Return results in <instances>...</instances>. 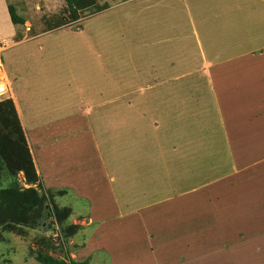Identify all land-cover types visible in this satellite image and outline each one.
I'll return each instance as SVG.
<instances>
[{
	"label": "rangeland",
	"instance_id": "rangeland-1",
	"mask_svg": "<svg viewBox=\"0 0 264 264\" xmlns=\"http://www.w3.org/2000/svg\"><path fill=\"white\" fill-rule=\"evenodd\" d=\"M7 1L23 11L16 10L17 13L30 19L16 25L23 33V39L30 36L34 39L35 32H43L35 40L8 47L1 54L13 91V95L9 92L6 97L20 108L24 136L34 160L37 146L43 153L41 160L36 159L40 177L45 181V174L52 172V182L57 183L50 188L64 190L57 195V201L72 208L70 219L92 217V207L103 215L102 218L93 217V222L88 223V219L80 221L87 234L82 242L85 245L80 249L84 253L71 252L73 259L83 260L85 253L93 250L96 254L88 264H110L108 249L96 250V247L111 243L115 264L154 261L157 255L148 249L151 234L141 230V214L112 220L115 210L107 201L106 191L99 189L106 188L103 184L105 177L97 190L93 185V201L79 195L77 189L70 186L75 178L71 173L73 167H70L74 163L72 155L80 157L90 150L88 142L80 145L82 140L74 132L83 128L75 117L91 106L93 134L103 150L100 155L109 154L108 165L112 168L109 170L114 176H117L116 172L118 174L109 181V186L113 193L118 192L115 198L119 211L131 210L134 200H130L129 194L136 197L134 192L140 184L146 197L156 199L162 191L179 190L196 182V174L179 173L183 166L178 153L183 148L177 146V151H172L167 147L173 141L179 142V136L187 130L191 139L193 131L200 128H204L205 134L213 130L211 133L216 138L222 135L221 128L217 129L219 125L213 104L212 87H215L211 84L209 89L210 84L208 87L201 76L210 77L206 65L218 66L219 62L242 48L251 45L254 48L258 42L264 43V17L249 19L253 8L260 12L264 7V0H139L135 5L120 3L121 0H96L98 6L106 7L104 3H107L109 8H85L79 12L80 28L76 26L75 30L64 25L65 28L51 29L50 32L40 30L43 26L39 18L43 14L54 16L59 6L58 13L61 12L64 0L61 3L49 0L54 2L52 5L47 3L48 0H42L45 5L32 4L33 1L29 0ZM26 32L28 35L24 36ZM16 34L14 38L22 37ZM0 49L5 47L0 45ZM192 54L203 61L190 59ZM215 73H222L219 67ZM154 82H159L157 89L149 86ZM181 98L185 99L182 101ZM45 127H50L47 130L51 133L47 136L49 145L45 140L33 144L31 138L44 132ZM59 130L61 137L55 134ZM204 152H209L208 146ZM54 163L58 164L57 167ZM103 167L106 169V165ZM18 179L24 183L21 172ZM43 184L50 186L46 182ZM147 200L139 198L137 203ZM166 207L161 210L165 211ZM196 210L202 212V209ZM106 215H109L108 219ZM161 215L166 217L163 212ZM139 223L140 226L136 227ZM98 230H102L101 235L97 234ZM198 231L203 230L199 227L191 232ZM80 234L81 231L74 237L76 242L80 240ZM38 235L37 230H31L25 237L5 232L4 239L0 240V264H40L28 250L37 248L35 240ZM117 238L127 240L125 254L122 253L124 246ZM180 239L162 242L166 252L171 253L170 261L176 258L178 261L180 254L188 251V247L180 250ZM71 240L69 251L74 247ZM198 248L199 245L195 254L194 245L189 247L192 264H264V232L259 235L237 230L235 237L224 239L219 249L202 251L200 245L198 252ZM179 251L181 253L176 256ZM51 253L58 257L64 255L60 249Z\"/></svg>",
	"mask_w": 264,
	"mask_h": 264
},
{
	"label": "crops",
	"instance_id": "crops-1",
	"mask_svg": "<svg viewBox=\"0 0 264 264\" xmlns=\"http://www.w3.org/2000/svg\"><path fill=\"white\" fill-rule=\"evenodd\" d=\"M25 1L22 4L20 2L22 7ZM29 1H33L32 4L36 2L42 5L44 4L42 0ZM56 1L58 3L62 2L61 0H55V2ZM138 1L139 0H121L119 2H132L133 5H135ZM47 3L51 5L54 4L53 1L49 0ZM104 4L106 5L105 8L108 9L109 4ZM13 6L15 7L14 4ZM60 7L61 6H59L54 13H57ZM247 7L253 8L249 5H247ZM15 8L23 12L18 6ZM254 9L255 8L252 9L251 13L252 15L254 14L255 17L252 18V15H249L251 21L252 19L258 20L264 17V7H262L260 12L259 9L255 11ZM126 12L131 13L132 11ZM21 16L24 17V22L27 20L28 22L30 21L28 17L24 15ZM16 25L17 24H14L10 19L8 1L0 0V42L6 43L5 46H3L5 49H0V70H2L7 78V81H2L0 79V83H4L6 92V95L2 96L0 100L10 98L6 97L9 96L10 93L13 95L8 73L3 67L1 58L2 52L8 47L16 44L21 45L29 40H35L36 36L43 33L41 31L38 33L35 32L33 34V36H35L34 39H31L32 36L29 37L30 39H23V33L20 32V29L17 28ZM71 26L72 25H69V28ZM60 28L65 27H53L51 28L52 30L48 29L46 31L50 32L49 30L53 31ZM15 34L17 36L22 35V37L14 38ZM27 35L28 33L26 32L24 36ZM193 45H196L195 42ZM230 56L231 57L219 62L220 64L218 66L211 67L210 64L206 65V70L209 72L210 77L201 76V79L206 81L208 87L210 84L209 89H211L212 85L215 87H212V94H214L213 104L219 125L217 129L220 130L221 128L220 133H222L220 138H216V136L211 133L214 132L213 130H209L210 134H208L209 132L205 134L203 133L204 128H200L197 132L193 131L195 133H193L194 135L191 139L190 131L187 130L179 136V142L173 141L174 143L171 142L169 147H167L172 151H177V146L183 148L180 150L181 153H178L180 163L183 166V168L180 167L179 173L188 171L192 174H196V182L181 187L179 190H173V188H171L170 190L162 191L156 199H151L149 196L146 197L143 191V185L140 184V186H137L139 188L134 192L136 197L129 194L132 198L130 200H134L131 210L119 211L117 208L115 195L118 192L115 191L113 193V188L111 189L109 186V181L112 180L114 176L110 171L112 168L108 165L110 160L108 159L109 154L102 153L100 155L103 150L101 146L98 145L93 134V124L90 120L92 114L91 106L82 111L80 114L81 117L79 115L75 117L83 128L80 132L76 130H74V132L80 141L82 140L80 145L88 142L90 150L80 157L72 155L74 163H69L72 165L70 167H73L71 173L75 178L72 180L71 185L70 183H64V185L67 184L75 187L79 195L93 201V196H95V188L93 185L96 186L97 190V186L102 183V177H105L103 184L106 188L99 189L106 191L107 201L111 202L115 210L111 215L112 220L121 219L129 215L136 216L141 214V230H147V232L151 234L149 237L151 242L148 244V249L151 253L155 252L157 256L154 261H140L138 264H192V262L189 261L191 260L189 259V247L193 245L196 254L197 245H199L198 252H200V245L202 246V251L208 249L213 250L214 247H218V249L221 248L223 240H231L234 238L237 230L240 232L244 229L246 233L255 232L259 235L264 232V224H259L264 223V43L258 42L254 48L253 45L245 49L242 48L240 52H236ZM189 57L190 59H197L195 54ZM197 61H203V58L201 59L198 57ZM149 62H152V60L149 59ZM218 67L223 74L220 73V75H217V73H215V69ZM150 73L151 72H149V74ZM226 73H228V76L225 75ZM224 76L225 79H223ZM231 77H235V79ZM208 78H210V80H208ZM158 83L154 82L152 85L149 84V86H154L157 89L159 87ZM221 87L223 88L221 89ZM182 94L184 95V93ZM184 99L185 98H181L182 101ZM13 103L20 123L24 126L20 108L14 101ZM48 129H50V127H45L44 132L40 133L37 137L35 136V138H31L32 143L40 144L41 140H45L48 146L49 140H47V136L51 134L50 131L47 133ZM55 134L61 137V130ZM189 138L191 141H189ZM57 139L60 140V138ZM192 142H194V144L190 145ZM206 146H208L209 152L205 154L204 148ZM39 148L40 146H37L35 149V151H37V154L35 152V165L36 159L41 160L43 157V153L39 151ZM65 153L67 157H70L68 152ZM198 153H201V155ZM102 156L105 160H103ZM54 164L57 167L58 164ZM103 165H106L108 172ZM36 170L40 174L37 166ZM145 170H147V168H145ZM63 172H59V174H63ZM116 175L118 176L117 172ZM45 176L47 179H45V181L42 179L43 182L49 184V187H54L53 183L57 182H52V172L46 173ZM136 185L134 184L135 187ZM97 194L100 193L98 192ZM143 197L148 200L138 204L139 198ZM135 201L136 203H134ZM107 206L104 205V207ZM164 206H167L165 211L161 210ZM260 207L263 208L260 209ZM196 209H202V212H197ZM91 210L92 217H80L78 218L80 220L72 218L73 223L81 225L77 235L79 231H81V234L78 242L74 240V237L72 238L73 241L71 240L73 242L71 244L74 246L68 252L71 259H73L71 252L76 254L84 253L80 249L85 245V243L82 242L85 240L87 234L86 230L83 229L85 226L80 224V221L88 219L89 223L90 221L93 222L94 218L103 217L102 214L95 212L93 207ZM106 210L108 209L106 208ZM102 211H104V209H102ZM161 212L165 213L166 217L162 216ZM254 215H256L255 218H252ZM108 217L109 215H106L107 219ZM100 223H102V221H100ZM139 226L140 223L136 227ZM136 227L134 228V232L137 230ZM199 227H201L203 231L191 232L194 228L198 229ZM163 232L168 233L161 235ZM90 233L91 230L88 234L89 237L91 236ZM97 234L101 235L102 230H98ZM171 238H181L180 240H182V243L180 250L188 247V251L182 252V254H180L181 251H179L176 255L178 256L180 254L178 261L177 258L170 261L171 253L166 252L167 249H164L162 246L163 241L167 243ZM117 241L120 242V245L124 246L122 247L123 249H121L122 253L125 254L127 240H124V238H117ZM129 244L130 243H128V245ZM105 247L110 254V260L112 261L110 264H115L111 243L98 245L96 250H106ZM93 252V250L88 251L82 259L84 260V258H86L91 260V257H94L96 254ZM162 254L164 255L163 257L161 256ZM75 260L82 261L77 257H75ZM196 264L205 263L197 262Z\"/></svg>",
	"mask_w": 264,
	"mask_h": 264
},
{
	"label": "trees",
	"instance_id": "trees-1",
	"mask_svg": "<svg viewBox=\"0 0 264 264\" xmlns=\"http://www.w3.org/2000/svg\"><path fill=\"white\" fill-rule=\"evenodd\" d=\"M65 6L54 16L42 15L41 30L72 25L71 29L81 27L79 12L95 6L103 9L96 0H64ZM10 19L14 24L22 25L24 17L19 15L12 4H8ZM110 162V160H109ZM22 173L24 183L19 181ZM36 170L34 158L26 142L24 131L18 118L13 100H0V240L5 232L27 236L31 230H37L36 249L29 253L40 264H88L89 259L76 261L68 255L70 238L77 235L80 228L72 222V208L60 205L57 195L64 190H51L43 184ZM58 236L53 237V232ZM60 249L63 256L51 252Z\"/></svg>",
	"mask_w": 264,
	"mask_h": 264
},
{
	"label": "bare ground",
	"instance_id": "bare-ground-1",
	"mask_svg": "<svg viewBox=\"0 0 264 264\" xmlns=\"http://www.w3.org/2000/svg\"><path fill=\"white\" fill-rule=\"evenodd\" d=\"M1 65V64H0ZM0 79L3 81H7V78L5 76V74L2 72V70H0ZM0 86H4V83H0ZM13 98V97H12Z\"/></svg>",
	"mask_w": 264,
	"mask_h": 264
},
{
	"label": "built area",
	"instance_id": "built-area-1",
	"mask_svg": "<svg viewBox=\"0 0 264 264\" xmlns=\"http://www.w3.org/2000/svg\"><path fill=\"white\" fill-rule=\"evenodd\" d=\"M1 46H4V44H0ZM5 93V88L4 86H0V97Z\"/></svg>",
	"mask_w": 264,
	"mask_h": 264
},
{
	"label": "clouds",
	"instance_id": "clouds-1",
	"mask_svg": "<svg viewBox=\"0 0 264 264\" xmlns=\"http://www.w3.org/2000/svg\"><path fill=\"white\" fill-rule=\"evenodd\" d=\"M2 44V43H1ZM4 44V43H3ZM4 95H6V92L2 95V96H4ZM1 96V97H2ZM0 97V98H1ZM59 234H58V231L56 230L55 232H53V237H57Z\"/></svg>",
	"mask_w": 264,
	"mask_h": 264
}]
</instances>
